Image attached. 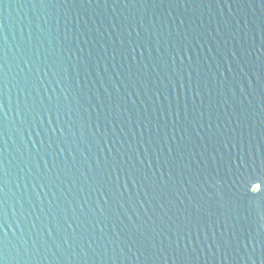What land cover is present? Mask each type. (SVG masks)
<instances>
[{
  "label": "water",
  "instance_id": "obj_1",
  "mask_svg": "<svg viewBox=\"0 0 264 264\" xmlns=\"http://www.w3.org/2000/svg\"><path fill=\"white\" fill-rule=\"evenodd\" d=\"M264 0H0L3 264H264Z\"/></svg>",
  "mask_w": 264,
  "mask_h": 264
},
{
  "label": "snow or ice",
  "instance_id": "obj_2",
  "mask_svg": "<svg viewBox=\"0 0 264 264\" xmlns=\"http://www.w3.org/2000/svg\"><path fill=\"white\" fill-rule=\"evenodd\" d=\"M233 186L238 200L246 208H264V168H241L237 166L232 173ZM0 264H3L0 261Z\"/></svg>",
  "mask_w": 264,
  "mask_h": 264
}]
</instances>
